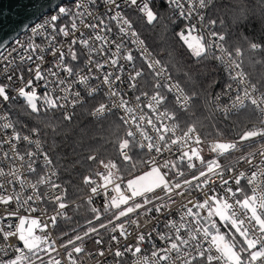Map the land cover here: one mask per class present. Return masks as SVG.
<instances>
[{
	"label": "built area",
	"instance_id": "1",
	"mask_svg": "<svg viewBox=\"0 0 264 264\" xmlns=\"http://www.w3.org/2000/svg\"><path fill=\"white\" fill-rule=\"evenodd\" d=\"M166 1L230 77L225 92L213 101L215 109L232 115L251 107L261 123L235 138H206L196 130H181L168 100L181 111L191 108L192 100L128 16L135 9L147 17L150 0H117L120 9L112 0L91 5L90 0H76L45 14L3 49L5 59L26 41H35L38 30L43 34L44 27L51 29L54 17L57 26L69 24L68 40L84 33L93 56L74 46L82 53L79 61H69L75 75L69 79L58 73L47 102L37 100L38 108L59 105L54 109L72 118L94 98L91 118L117 113L142 156L134 158L123 143L120 154L130 173L100 170L86 181L83 200L98 219L117 216L73 237L72 232L61 235L59 224L70 205L63 201L59 171L40 131L18 128L10 113L15 102L29 104L21 91L27 81L33 80L37 94H43V81L34 79V71L38 65L42 70L52 66V54L47 53L48 62L13 61L15 68L0 69V84L8 88V99H0V264H264V94L244 71L242 53H230L224 35L208 22L212 0ZM62 9L72 15L65 16ZM108 24L110 32L101 26ZM57 46L56 52L71 47L66 41ZM154 169L160 184L134 196L128 181ZM121 200L124 205H114ZM217 204L229 214L224 224L214 212ZM241 234L252 247L247 252ZM230 240L244 246H235L234 260L222 248Z\"/></svg>",
	"mask_w": 264,
	"mask_h": 264
},
{
	"label": "trees",
	"instance_id": "2",
	"mask_svg": "<svg viewBox=\"0 0 264 264\" xmlns=\"http://www.w3.org/2000/svg\"><path fill=\"white\" fill-rule=\"evenodd\" d=\"M149 7L152 20L135 9L129 10L128 16L160 63L192 100L191 108L185 111L179 110L172 98L168 100L169 110L181 130H196L206 138H235L260 124L258 112L251 107L232 115H223L215 109L213 101L225 92L229 75L215 63L209 50L198 56L193 54L182 39L187 23L166 0H150ZM207 15L214 30L224 35L227 50L242 53L244 71L264 94V0H212ZM94 102L91 99L72 118L54 108L34 111L24 101L10 107L18 128L29 126L40 131L59 171V180L65 188L63 201L70 205L59 224L61 235L72 232L73 237L117 216L98 219L83 200L87 194L86 181L100 170L119 176L130 173L131 167L120 154L123 143H127L134 158L142 156L117 113L91 118ZM237 244V249L244 247Z\"/></svg>",
	"mask_w": 264,
	"mask_h": 264
},
{
	"label": "snow or ice",
	"instance_id": "3",
	"mask_svg": "<svg viewBox=\"0 0 264 264\" xmlns=\"http://www.w3.org/2000/svg\"><path fill=\"white\" fill-rule=\"evenodd\" d=\"M106 0H100V3H105ZM112 2L115 4L117 9H120V4L117 2V0H112ZM132 2H135V0H132ZM92 3H95V0H90V5ZM73 4H76V0H73ZM79 7V6H77ZM107 11H110L108 9ZM62 13L65 16L72 15L71 10L69 9H62ZM115 14L113 13L111 16L108 17V20H113ZM58 18H52V28L48 29L47 27L43 28V34H41L40 30L37 31L35 37L36 40L32 41L31 39L29 41H26L23 48H18L13 52L12 56H9L8 59H5L4 57L7 56V53L3 51L2 48H0V69H7L9 65H11L12 68H15L17 66L16 63L13 61H17L20 64L27 63L30 65L34 62L35 59H44L47 61V53L51 52L53 60H52V66H50L47 70H42L41 65L36 66L34 71V79L37 81H43V88L45 91L42 95L37 94V89L33 87V80H29L26 82V87H24L21 91L25 93L26 95L30 92H35V99L38 101H42V103H46L45 96L46 94L51 91V86H54V84L57 82L55 80V76L59 74H67L69 79H72L75 75L76 69L72 67L73 63L71 62H77L79 61V57L82 53H78L75 50V47L77 44L81 45L87 52L86 56H93L92 52L87 51L88 45L91 43L88 41V38L85 36L84 33H78L76 34V38L68 40V31L69 24H64L61 26H57L55 23V20ZM75 19V17H73ZM104 19L103 16H101L100 20L97 21V24H100L101 21ZM71 23V21L69 22ZM106 32L111 31V25H101ZM89 29H91L92 33H95L96 29L93 27V25H88ZM71 30H75V24H72ZM53 32L55 35H53ZM97 42L101 39L100 37H95ZM67 42L71 45L69 49L61 48L60 52H56V48L58 47V44H61L63 42ZM41 44H44L45 46L42 48ZM114 48V51H116V46L113 44L112 49ZM11 51V50H10ZM128 58H131V53H129ZM87 67V66H85ZM101 67H107L106 65H101ZM95 78L90 77V79ZM12 77L9 74V80H11ZM8 88L4 87L2 84H0V99L7 100ZM19 98V97H18ZM54 98V97H53ZM29 104H31V101H29ZM53 108L59 107V105H52ZM34 111L36 109H33ZM8 257H6L7 259Z\"/></svg>",
	"mask_w": 264,
	"mask_h": 264
},
{
	"label": "water",
	"instance_id": "4",
	"mask_svg": "<svg viewBox=\"0 0 264 264\" xmlns=\"http://www.w3.org/2000/svg\"><path fill=\"white\" fill-rule=\"evenodd\" d=\"M73 0H0V48H6L45 14Z\"/></svg>",
	"mask_w": 264,
	"mask_h": 264
},
{
	"label": "rangeland",
	"instance_id": "5",
	"mask_svg": "<svg viewBox=\"0 0 264 264\" xmlns=\"http://www.w3.org/2000/svg\"><path fill=\"white\" fill-rule=\"evenodd\" d=\"M62 7V6H61ZM147 19L152 20L153 14L152 12H149L147 14ZM182 39L186 43V45L190 48V50L193 52L194 55H201L204 53V44L197 39L191 31H186L182 34ZM22 96L26 98L27 102L31 101V104H29L33 109L38 108L37 100L35 99L34 93H28L27 95L25 93H22ZM161 182V176L158 173L157 170H148L144 173H141L137 175L135 178L130 179L128 181L129 187L134 194V196H140L144 193L148 192L149 190L157 187ZM121 204L124 205L125 201L121 200L118 203H114V205ZM214 212L217 215L219 221L221 224H224L229 220V214L227 211L222 207V205L217 204L214 208ZM242 238L246 244V247L248 246V249L246 248V252L250 249H252L249 240L246 238V236L242 235ZM221 236H218L216 238L219 239ZM231 240L229 241L228 246H222L224 252L226 253L227 257L230 260H234L237 254V250L235 249V243H231Z\"/></svg>",
	"mask_w": 264,
	"mask_h": 264
}]
</instances>
